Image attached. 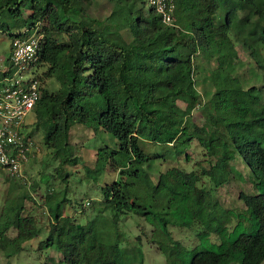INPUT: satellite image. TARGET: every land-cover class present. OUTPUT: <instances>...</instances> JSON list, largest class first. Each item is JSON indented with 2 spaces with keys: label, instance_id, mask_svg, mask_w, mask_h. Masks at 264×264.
<instances>
[{
  "label": "trees",
  "instance_id": "obj_1",
  "mask_svg": "<svg viewBox=\"0 0 264 264\" xmlns=\"http://www.w3.org/2000/svg\"><path fill=\"white\" fill-rule=\"evenodd\" d=\"M86 1L0 0V18L13 22L1 24L0 30H18L8 32L11 41L38 39L37 60L26 73L39 83L32 113L37 128L44 127L45 145L55 156L62 154L66 165L74 162L65 153L77 128L95 137L103 132L116 141L113 148L102 144L96 149L97 163L117 173V180L103 190L101 212L109 223L101 221L104 233L92 238L79 234L75 219L63 216L58 206L53 210L55 236L42 245L54 244L71 264H123L121 219L134 215L151 227L150 241L156 249L176 256L178 264H230L239 256L238 264H264V189L255 195L239 194L244 206L239 223L256 219L255 232L225 239L216 251L197 252L187 262L186 247L170 231L199 227L195 232L200 240L220 231L213 214L217 203L204 179L216 189L223 186L236 156L264 188V94L256 86H231L226 70L228 60L236 59L232 30L239 14H247L243 45L264 76V0H175L172 26L162 23L147 0H108L114 10L111 23L103 26L86 15ZM25 9L30 14L24 18ZM201 51L218 60L212 97L202 106L204 122L171 125L164 119L167 104L178 99L190 108L201 106L193 79L194 58ZM154 62L157 66L148 74ZM4 65L8 71L0 72V81L14 72L10 55ZM50 79L58 84L54 91L46 88ZM191 144L198 145L202 158L194 169L172 167L154 182V157H182L188 163L186 149ZM148 146L164 149L148 153ZM11 228L13 238L7 236ZM38 234L31 216L7 220L0 224V250L9 258L11 245ZM138 255L142 257L140 251Z\"/></svg>",
  "mask_w": 264,
  "mask_h": 264
},
{
  "label": "rangeland",
  "instance_id": "obj_2",
  "mask_svg": "<svg viewBox=\"0 0 264 264\" xmlns=\"http://www.w3.org/2000/svg\"><path fill=\"white\" fill-rule=\"evenodd\" d=\"M221 1V0H220ZM86 15L98 22L108 26L110 15L114 10V3L108 0H88L84 2ZM228 3H225V6ZM138 6V5H137ZM23 17H27L30 12L22 10ZM222 14V13H221ZM224 15V14H222ZM249 18L247 14H239V19L234 25L231 33V40L236 53L235 60H228L227 73L230 76V85L240 88L256 86L262 88L264 94V76L256 68L249 52L243 45L242 35L245 31V20ZM12 20L7 16L0 18V25L10 26ZM40 28V26H39ZM8 32L14 34L18 30L10 29L6 32L0 30V66L4 67V61L10 55V37ZM239 35H237V33ZM123 36L129 39L128 34L123 32ZM218 64L217 56H210L207 52H199L194 58L193 79L195 88L201 99V106L190 108L183 100L176 99L174 104H167L164 109V119L171 125L180 126L185 123L188 126H201L204 122L203 105L212 97L213 86L211 85L215 66ZM152 68L148 74L157 66L152 63ZM41 73V72H39ZM31 76L25 73L22 80L26 81ZM46 88L53 91L58 88V84L53 80H47ZM190 116L188 117V115ZM54 122V121H53ZM24 134L32 133L33 142L30 157L22 164L21 173L18 177L11 178L8 173L0 168V224L7 220L14 221L17 217L34 218L39 234L37 237L26 241L15 243L8 248L11 257L7 258L0 250V264H71L64 260L55 245L43 246L42 244L49 238L55 236L53 231L54 217L53 210L58 206L61 214L70 219H75L77 227L81 228L79 234L92 238L97 236V232L104 233L101 224H109L102 217L103 190L117 180V173L110 167L101 166L96 161V149L99 145H107L111 148L116 146V141L112 136L103 132L97 137L85 130L77 128L72 131L68 140L69 149L65 155L74 160L73 163L63 165L61 159L63 155H54L53 149L48 148L44 143V127L37 128L35 116L30 113L24 119ZM97 139V143L93 140ZM93 142V144H92ZM146 146V144H143ZM158 148L148 146L146 151L152 153ZM200 148L191 144L186 149L189 162L186 163L182 157L177 160L167 158L158 159L151 166V175L154 182L160 173L172 167H177L190 172L194 169V163L202 160L199 156ZM206 166V164H203ZM226 183L214 188L212 183L204 179V186L213 190V199L217 203L213 214H216L215 225H220L218 233H211L207 239L201 240L196 236L201 228L191 230L171 227V235L174 240L181 242L187 249L185 259L190 262L197 253L205 250L216 251L217 246L223 240L232 241L240 234H252L257 229V220L246 219L239 223V215L244 210L239 194L255 195L264 188L262 184H256L249 169L239 157H235L228 167ZM108 229V228H107ZM108 231V230H107ZM151 227L148 226L141 217L130 215L121 219L120 234L121 246L124 250L123 264H178L176 256L167 257L156 249L150 241ZM7 236L14 237L15 231L9 229ZM142 253V257L138 255ZM240 256L236 262L238 264Z\"/></svg>",
  "mask_w": 264,
  "mask_h": 264
},
{
  "label": "built area",
  "instance_id": "obj_3",
  "mask_svg": "<svg viewBox=\"0 0 264 264\" xmlns=\"http://www.w3.org/2000/svg\"><path fill=\"white\" fill-rule=\"evenodd\" d=\"M160 16L163 24H174L175 0H147ZM39 43L35 36L15 38L10 42V62L14 71L11 77L0 81V168L9 177H18L22 164L30 157L33 142L22 132L24 119L32 113L38 99V81L23 75L37 60ZM8 71L0 66V72ZM29 73V72H28Z\"/></svg>",
  "mask_w": 264,
  "mask_h": 264
}]
</instances>
